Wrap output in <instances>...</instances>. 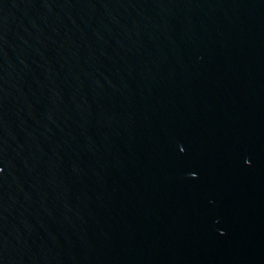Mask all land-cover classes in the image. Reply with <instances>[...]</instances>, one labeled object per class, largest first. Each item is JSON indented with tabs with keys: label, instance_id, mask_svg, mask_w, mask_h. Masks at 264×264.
Instances as JSON below:
<instances>
[{
	"label": "water",
	"instance_id": "obj_1",
	"mask_svg": "<svg viewBox=\"0 0 264 264\" xmlns=\"http://www.w3.org/2000/svg\"><path fill=\"white\" fill-rule=\"evenodd\" d=\"M0 264H264V0H0Z\"/></svg>",
	"mask_w": 264,
	"mask_h": 264
},
{
	"label": "snow or ice",
	"instance_id": "obj_2",
	"mask_svg": "<svg viewBox=\"0 0 264 264\" xmlns=\"http://www.w3.org/2000/svg\"><path fill=\"white\" fill-rule=\"evenodd\" d=\"M181 151H183V149H181Z\"/></svg>",
	"mask_w": 264,
	"mask_h": 264
}]
</instances>
